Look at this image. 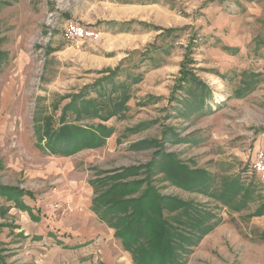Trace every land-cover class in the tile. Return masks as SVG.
<instances>
[{
    "label": "rangeland",
    "instance_id": "1",
    "mask_svg": "<svg viewBox=\"0 0 264 264\" xmlns=\"http://www.w3.org/2000/svg\"><path fill=\"white\" fill-rule=\"evenodd\" d=\"M71 23L93 35L67 37ZM63 124L99 146L62 158L37 148ZM259 152L264 0H0V186L32 193L23 201L39 220L79 225L85 211L60 196L73 183L151 195L177 232L192 233L191 218L211 227L182 264H264ZM173 201L185 210L168 212ZM20 214L0 198V224ZM10 243L0 229V250ZM105 243L133 264L118 240Z\"/></svg>",
    "mask_w": 264,
    "mask_h": 264
},
{
    "label": "trees",
    "instance_id": "2",
    "mask_svg": "<svg viewBox=\"0 0 264 264\" xmlns=\"http://www.w3.org/2000/svg\"><path fill=\"white\" fill-rule=\"evenodd\" d=\"M101 127L106 128L104 125ZM90 135L89 131L82 128L63 124L56 130H49L39 136L37 148L46 150L50 155L69 157L82 148L99 146L98 137ZM93 139L98 141L92 143ZM43 141L45 143L42 146ZM240 190L236 189L237 196H240ZM114 191L116 190L110 189L102 194L95 192L92 211L101 223L114 231V238L121 242L123 251L130 255L133 264H182L181 257L191 252V248L211 230V227L202 226L199 218H191L189 227L192 233L177 232V229L162 219L161 201L154 200L151 195L129 200ZM25 195L32 197V193L28 191L0 186V198L20 205L23 209L27 207L20 199ZM246 199H250V196L242 194V202ZM185 207V204L173 201V205L165 206V209L168 212H175L185 210ZM261 215H264V206L254 214Z\"/></svg>",
    "mask_w": 264,
    "mask_h": 264
},
{
    "label": "crops",
    "instance_id": "3",
    "mask_svg": "<svg viewBox=\"0 0 264 264\" xmlns=\"http://www.w3.org/2000/svg\"><path fill=\"white\" fill-rule=\"evenodd\" d=\"M53 168L55 169L56 166L54 165ZM87 186L73 183L69 189H63L64 193L60 195L61 198L62 194L64 195L63 200L66 202H72L85 211L84 216L80 215L79 225L74 227L56 225L52 219L46 220L44 216L39 220L38 216L33 215L31 207L23 201L24 197L29 196H22L20 202L27 208L21 209L29 211L33 222L28 220L29 215L27 219L20 214L11 226L0 224L2 226L0 229L6 231L12 240V243L4 248L7 250L10 246L13 248L12 251L1 250L0 264L2 262L4 264H117L116 260L108 255L110 249L105 243L109 237L115 239L114 232L109 228L106 229L92 211V200L95 195L89 183ZM29 198L33 199V195ZM61 198L56 196L53 199L55 204L57 199ZM2 199L6 201L5 198ZM56 207L58 206L52 205L53 209ZM56 241L60 244L58 245ZM90 241H93L95 246L87 245ZM119 244L121 246L120 241ZM66 246L74 249H67ZM31 256H37V260H32ZM43 257L47 260L42 261Z\"/></svg>",
    "mask_w": 264,
    "mask_h": 264
},
{
    "label": "built area",
    "instance_id": "4",
    "mask_svg": "<svg viewBox=\"0 0 264 264\" xmlns=\"http://www.w3.org/2000/svg\"><path fill=\"white\" fill-rule=\"evenodd\" d=\"M92 35L93 33L91 31H88L86 28L77 24L71 23L66 28L67 37L86 38L91 37ZM253 168L256 174L264 176V154L262 152L257 153V155L255 156Z\"/></svg>",
    "mask_w": 264,
    "mask_h": 264
}]
</instances>
